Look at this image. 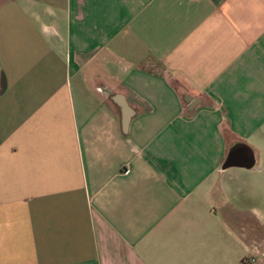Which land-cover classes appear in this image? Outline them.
<instances>
[{
    "label": "crops",
    "instance_id": "obj_1",
    "mask_svg": "<svg viewBox=\"0 0 264 264\" xmlns=\"http://www.w3.org/2000/svg\"><path fill=\"white\" fill-rule=\"evenodd\" d=\"M0 264H264V0H0Z\"/></svg>",
    "mask_w": 264,
    "mask_h": 264
},
{
    "label": "built area",
    "instance_id": "obj_2",
    "mask_svg": "<svg viewBox=\"0 0 264 264\" xmlns=\"http://www.w3.org/2000/svg\"><path fill=\"white\" fill-rule=\"evenodd\" d=\"M251 262H253L254 260L253 259H250Z\"/></svg>",
    "mask_w": 264,
    "mask_h": 264
}]
</instances>
